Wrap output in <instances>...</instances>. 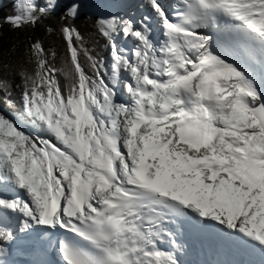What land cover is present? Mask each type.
Masks as SVG:
<instances>
[{
	"label": "snow or ice",
	"instance_id": "6c2138e0",
	"mask_svg": "<svg viewBox=\"0 0 264 264\" xmlns=\"http://www.w3.org/2000/svg\"><path fill=\"white\" fill-rule=\"evenodd\" d=\"M143 7L95 21L107 57L74 23L62 55L36 39L0 57V264H48V246L57 264H185L189 236L234 257L216 264H264V0Z\"/></svg>",
	"mask_w": 264,
	"mask_h": 264
},
{
	"label": "trees",
	"instance_id": "16d2710c",
	"mask_svg": "<svg viewBox=\"0 0 264 264\" xmlns=\"http://www.w3.org/2000/svg\"><path fill=\"white\" fill-rule=\"evenodd\" d=\"M107 3H120L122 0H105ZM38 5H44L45 0H35ZM24 1L19 0H0V57L4 61H12L13 67L15 62L24 59V51L27 42L39 39L43 42L45 48L55 47L59 55L63 54L64 43L60 34V27L62 23H74L80 33L89 41V47L101 51L102 55L108 56V52L104 51L102 46L104 40L99 36L95 28V21L99 18L96 14L81 13L74 21H61V17L70 7V0H59V5L55 9L53 15L43 20L35 28L25 27L18 30H12L11 26L4 23V19L8 16L23 15L25 10ZM51 28L53 31L49 32L47 29ZM13 46L16 51H10ZM31 69V65H26ZM63 83V79L61 78ZM20 78H13L14 94L17 100L21 92ZM0 111H9L7 105L4 103L3 96L0 95Z\"/></svg>",
	"mask_w": 264,
	"mask_h": 264
},
{
	"label": "rangeland",
	"instance_id": "374dc122",
	"mask_svg": "<svg viewBox=\"0 0 264 264\" xmlns=\"http://www.w3.org/2000/svg\"><path fill=\"white\" fill-rule=\"evenodd\" d=\"M23 1L25 2L26 5L29 3V0H23ZM128 1L129 0H123V3H122L123 6H122V8L125 5H127ZM137 1L139 2L141 0H137ZM73 3H78L80 5L78 15L81 14V13H87V14H96L99 17H108V16H105V14H104V11L105 10L103 8L108 7V6H111L105 0H70V6ZM143 3H144V0H142V3H141L142 5L141 6H143ZM139 6H140L139 3H136V6H133L134 8L132 7L131 9H133V10L135 9L136 10V7L139 8ZM113 13H115V11ZM122 92H121V95L120 96H123V97L125 96L124 100H126L127 95L124 92L122 94ZM120 100L123 101V99H120ZM36 134L37 135H43V133L39 132L38 130L36 131Z\"/></svg>",
	"mask_w": 264,
	"mask_h": 264
},
{
	"label": "bare ground",
	"instance_id": "6f19581e",
	"mask_svg": "<svg viewBox=\"0 0 264 264\" xmlns=\"http://www.w3.org/2000/svg\"><path fill=\"white\" fill-rule=\"evenodd\" d=\"M142 1V0H141ZM137 3V1L136 0H129L128 1V3H127V5H125L123 8H121L120 10H119V13L117 14V15H120V16H123L124 15V17L125 16H128V15H132L133 13L135 14V16H138L139 15V13H136V12H133V11H137V8H136V10L134 9H131L133 6H135V4ZM173 3V0H164V5L165 6H169V5H171ZM142 5V4H141ZM134 8V7H133ZM131 10V14H129L128 12ZM112 12V11H111ZM113 13V12H112ZM104 14H105V16H110L111 14H108V13H105L104 12ZM114 14V13H113ZM122 94H123V92H122ZM121 98H125V96L123 97V96H120ZM126 100H127V97H126ZM0 195H5L4 193H0ZM10 195V194H9ZM189 263V261H187L186 262V264H188Z\"/></svg>",
	"mask_w": 264,
	"mask_h": 264
}]
</instances>
